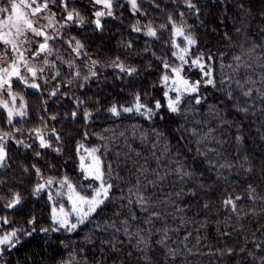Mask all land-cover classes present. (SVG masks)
<instances>
[{
    "label": "trees",
    "instance_id": "trees-1",
    "mask_svg": "<svg viewBox=\"0 0 264 264\" xmlns=\"http://www.w3.org/2000/svg\"><path fill=\"white\" fill-rule=\"evenodd\" d=\"M192 2L199 8L198 15L187 9L182 0H138L140 12L135 14L127 0H115V16L103 18V31H97L90 21L99 6L94 8L91 0H72L69 7L78 10L88 23L83 27L70 25L50 42L55 52L47 58L55 60L56 68L45 67L42 77L36 79L40 90L13 81V91L24 97L27 116L16 117L13 125H8L6 112L0 109V128L24 129L23 135L17 133L16 138L33 145L25 149L10 140L9 166L0 169V196L5 197L0 201V216H8L12 221L5 230L23 228L31 232L21 233L20 243L0 254V264H61L73 255L74 264H264V97L256 91L251 97L242 95L249 87L264 92V0ZM50 10L56 13L57 20L62 19L64 13L58 5H50ZM169 15L178 24L190 26L187 31L197 40L191 49L192 57L203 53L214 70L216 88L201 87L200 95L206 99L199 105L185 97L181 108L187 119L169 113L166 107L152 119L135 111L113 116L108 109L113 104L131 107L136 93L149 107L156 100L165 104V89L160 84L166 71L162 60L173 67L179 64L171 55L175 50L171 26L166 30L158 27L168 23ZM137 21L142 28L151 23L157 28L159 39L134 32L132 25ZM28 35L31 39V33ZM72 37L85 44L87 55L75 57L66 43ZM129 42L132 48L126 49L123 45ZM177 42L181 43V39ZM36 47L34 41L32 51ZM57 53L64 61L75 60V67L61 64ZM8 55L13 56L10 49ZM26 55L31 59L30 53ZM237 56L239 61L234 60ZM116 57L135 67L136 74L128 76L112 68L110 64ZM44 59L43 55L37 57L33 64L43 67ZM92 60L98 61L91 69L96 72L95 77L90 76ZM56 69L60 76L53 80ZM77 71L79 77L75 75ZM21 72L29 75L24 69ZM183 75L197 80L201 74L198 69L185 66ZM85 76L90 78L85 81ZM228 78L231 88L220 90V81ZM237 80L243 89L237 87ZM57 87L60 92L50 98L49 92ZM229 90L232 99L226 95ZM171 95L174 97L175 93ZM78 101L83 104L73 120L70 113L76 110ZM19 103L17 100V106ZM237 104L249 111H238ZM85 110L93 113L87 123L82 116ZM51 116L56 119H50ZM41 117L47 125L46 136L54 147L62 144V154L40 149L28 131L43 127ZM53 128L62 137L60 144L51 134ZM192 129L198 133L195 137L191 135ZM206 134L208 138L202 139ZM238 136L242 138L239 141ZM79 142L86 148H100L106 171L107 165H111V199L74 232H41V228L54 227L49 191L66 210L70 204L66 197H56V191H66L59 189L58 184L33 195V187L42 181L32 165L39 167L45 178L67 175L78 191L90 195L86 186L96 184L85 180L79 170ZM37 151L41 152L39 157L35 155ZM177 167L191 176L181 178L175 171ZM249 186L255 189L257 199L249 198ZM16 191L24 197L23 203L16 209H5L10 192ZM136 195L147 198L148 211H142L135 203ZM229 196L241 197L237 201L241 210L238 216L223 206ZM129 198L133 203L128 202ZM33 216L36 223L30 225L28 220ZM149 219L152 223H147ZM138 236L144 238L142 242L138 243ZM228 248L233 252L225 251Z\"/></svg>",
    "mask_w": 264,
    "mask_h": 264
},
{
    "label": "snow or ice",
    "instance_id": "snow-or-ice-1",
    "mask_svg": "<svg viewBox=\"0 0 264 264\" xmlns=\"http://www.w3.org/2000/svg\"><path fill=\"white\" fill-rule=\"evenodd\" d=\"M115 0H91L93 7L99 6V10L93 11L94 19L90 21L94 25L95 30L103 31L104 25L102 23L103 18L114 17L115 13L113 11ZM187 9L194 10V14H199V8L192 0H182ZM7 6H0V44L5 46L6 49H10L13 56L12 59H8V52H0V109H3L6 112L7 124L13 125V121L16 117L24 118L27 116V105L24 102V97L15 93L13 91V80L17 83L23 84L27 88L40 90V84L36 83L37 78H41L45 72V67L47 68H56L55 60H49L47 57L54 55V48L50 42H54L58 37L61 36V30L69 27L70 25H76L78 27H83L88 21L86 18L76 9L70 8L69 5L72 3V0H5ZM127 3L130 5V10L133 14L140 12V5L138 0H127ZM50 5H58L61 8V11L64 13L61 20L56 19V13L50 10ZM243 9V5H241ZM42 13H47L46 17H41ZM180 16L183 17L184 13L181 12ZM35 18V19H34ZM40 18L47 20L46 24L41 25L39 23ZM169 26L172 29V39L171 44L175 49L172 51L171 55L176 60L179 61V64L173 67L167 60H162V67L166 70L160 78V84L165 89L163 96L165 98V104L162 105L159 100L154 101L152 107H149L147 104L141 101L140 93L134 95V103L131 107L117 106L113 104L108 111L113 115L119 117L121 112L131 113L135 111L146 119H152L157 115L158 110L162 107H166L168 112L175 114L177 116L184 115V118L187 119V115L182 111L181 105L184 103L185 97L194 100L196 105H199L203 102L206 97L200 95L201 87H212L216 88L217 81L213 74V69L211 64L205 61L203 53L199 56L192 57L191 49L197 44V40L191 32L187 31V26L184 22L177 23L176 20L169 15L167 24H160L158 27L160 30H166ZM51 29V33L48 31ZM132 30L134 32L143 34L147 37L154 39H159L157 34V28H154L151 23L141 27L139 21L136 24L132 25ZM29 33H31V39L29 38ZM35 38H39L36 40ZM181 39V43L184 44V47H181V43L177 42V39ZM36 42L37 47L35 51H32L31 44ZM66 43L72 49V52L75 54V57H80L81 55H87L84 51L85 44L75 37H72ZM126 49H131V42L123 45ZM26 53L31 54V58L35 59L40 56H44L43 67H37L30 64L29 56ZM57 59L60 60L61 64L67 63L69 68L75 67V60L64 61L63 57L56 54ZM212 57H208V61H211ZM234 60L239 61L240 57H234ZM98 61H91L90 76L95 77L96 72L91 70L96 66ZM110 66L114 69H118L121 73H126L128 76H133L136 74L137 69L135 67H130L124 64L119 57H116L112 60ZM185 66L189 67V70L195 68L200 72V79L190 80L183 75ZM231 67V65L229 66ZM21 69H24V72L29 75H25L21 72ZM239 69V64L237 69ZM77 77L80 76V73L77 71L75 73ZM29 76L31 77V82H29ZM60 76V71L56 69L55 75L52 77L55 80ZM90 77L85 76L84 80L87 81ZM47 83V81H45ZM71 83V81H69ZM237 87L243 89V85L237 80ZM221 89L224 91L226 88H231V78H228L227 81L222 79L220 81ZM253 91L260 92L261 96L264 97V92H261V89H254L249 87L247 90L242 91L244 97H251ZM60 92V88L57 87L53 91L49 92V97L56 96ZM171 93H175L173 97ZM226 95L229 99L233 98L232 92L229 90L226 92ZM7 96V99L3 97ZM17 100L20 101L19 106L17 107ZM46 103V102H45ZM83 104V101H78L76 105V110L70 113V116L73 120L78 117L79 108ZM238 111L247 113L248 108H240L239 105H235ZM47 111V109H45ZM84 121L87 123L93 116L91 111L85 110L82 113ZM50 119H56L55 116H51ZM43 127H37L28 130L38 142V147L40 149H51L55 153L62 154L63 146L54 147L50 142L49 138L46 136L47 125L44 123V118L41 117ZM183 128V125H181ZM24 129L15 128L12 131H4L0 128V169L7 168L8 165V150L7 144L10 140L25 149H31L32 144L27 143L23 139H17L16 134L19 133L23 135ZM51 134L55 137L57 144H60L62 137L56 132L53 128L51 129ZM123 135V133H121ZM191 135L196 136L198 133L195 129L191 130ZM88 133H84V137L87 138ZM207 134L202 139H207ZM103 139V137H101ZM146 139V137H145ZM241 137H237L239 141ZM200 141H198L199 143ZM167 150V149H166ZM199 152V149H197ZM214 151V150H210ZM76 153L79 160V170L83 174L85 180H92L95 182L96 186L93 187L92 184L87 185L86 187L90 190V195H84L77 190V185L73 184L67 175L60 177L59 179L55 177L45 178L41 172V169L35 164L32 165V169L35 171L36 175L40 178L42 182L35 184L33 187V195L38 196L41 192H44L47 189H51L54 184H58L59 189L66 191H56V197H66L67 202L70 204V209L66 210L62 203H59L55 199L52 192H48V200L51 203V220L54 225L51 229L41 228L40 231L47 233L51 231H59L61 229L67 232H74L78 227L85 224L97 212L98 209L105 204L106 201L111 199L110 193L114 185L110 182V172L111 165H107V171L105 170L104 161L99 155L100 148H86L83 142H79L76 146ZM203 154V153H202ZM37 157L41 155V152L37 151L35 153ZM178 155V154H177ZM220 167H229V165H221ZM250 171V169H248ZM25 172H28V168H24ZM177 173L180 174L181 178L184 176H191V173L184 171L182 168L177 167L175 169ZM163 179V177H159ZM153 181L152 183H156ZM3 183V181H0ZM136 193H139V181L137 182ZM80 187H84L81 185ZM129 192L132 193L133 190L129 189ZM179 195V193H177ZM248 196L250 199H257L255 195V189L249 186ZM241 199L240 196L232 198L229 196L223 201V206L225 208H230L233 214L239 215L241 211L237 207V201ZM5 197L0 196V201H4ZM24 201V197L18 191L10 192V198L4 203L5 209H16ZM129 203H133V200L129 198ZM135 203L141 208L142 211H148L147 208V198L143 195H136ZM205 208L208 207L207 204L204 205ZM153 216H159L158 213H152ZM74 218V221H73ZM135 219V216H133ZM12 221L8 216H0V254H2L6 249H11L16 247L20 243V234L31 235V232H25L23 228H11V230H5V226H10ZM36 223V218L33 216L28 220V224L34 225ZM147 223H152L151 219ZM35 231V228L32 229ZM119 231V229H118ZM128 234V233H126ZM131 235V234H129ZM138 235V233H137ZM222 235H230V233H222ZM165 234V239H166ZM187 238V237H186ZM142 236H138V243L143 241ZM163 243V241H161ZM260 247V245H257ZM243 250V249H242ZM191 251V250H189ZM225 251L232 253L233 249L228 248ZM171 252V250H170ZM75 256H71L68 260L62 261L61 264H74Z\"/></svg>",
    "mask_w": 264,
    "mask_h": 264
},
{
    "label": "rangeland",
    "instance_id": "rangeland-1",
    "mask_svg": "<svg viewBox=\"0 0 264 264\" xmlns=\"http://www.w3.org/2000/svg\"><path fill=\"white\" fill-rule=\"evenodd\" d=\"M0 6H7L6 5V3H5V0H0ZM3 14H0V16H2ZM47 16V13H42L41 14V17H46ZM35 19V18H34ZM39 23L41 24V25H43V24H46L47 23V20L46 19H44V18H40V20H39ZM49 32L51 33V30L49 29ZM4 51H9V49H6L5 48V46L4 47H0V52H4ZM8 59L9 60H11L12 58H11V56L10 55H8ZM32 59V58H31ZM29 59V61H30V64H32V65H34L33 64V60L34 59ZM35 63H36V60H35ZM37 65V64H36ZM14 81V80H13ZM4 99H7V96H4L3 97ZM18 107V106H17ZM71 207V206H70Z\"/></svg>",
    "mask_w": 264,
    "mask_h": 264
}]
</instances>
